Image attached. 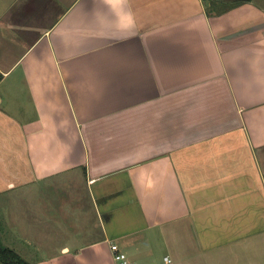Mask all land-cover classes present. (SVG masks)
Listing matches in <instances>:
<instances>
[{
  "label": "crops",
  "instance_id": "1",
  "mask_svg": "<svg viewBox=\"0 0 264 264\" xmlns=\"http://www.w3.org/2000/svg\"><path fill=\"white\" fill-rule=\"evenodd\" d=\"M0 75L26 263L264 264V0H14Z\"/></svg>",
  "mask_w": 264,
  "mask_h": 264
},
{
  "label": "trees",
  "instance_id": "2",
  "mask_svg": "<svg viewBox=\"0 0 264 264\" xmlns=\"http://www.w3.org/2000/svg\"><path fill=\"white\" fill-rule=\"evenodd\" d=\"M3 75H0L2 80ZM0 262L2 264H28L14 250L6 247L0 238Z\"/></svg>",
  "mask_w": 264,
  "mask_h": 264
},
{
  "label": "built area",
  "instance_id": "3",
  "mask_svg": "<svg viewBox=\"0 0 264 264\" xmlns=\"http://www.w3.org/2000/svg\"><path fill=\"white\" fill-rule=\"evenodd\" d=\"M111 250L114 255V259L118 264H130V261L125 253H123L120 249V247L117 244H112ZM166 260L169 262V264H172L173 261L170 257H165L164 264H166Z\"/></svg>",
  "mask_w": 264,
  "mask_h": 264
},
{
  "label": "clouds",
  "instance_id": "4",
  "mask_svg": "<svg viewBox=\"0 0 264 264\" xmlns=\"http://www.w3.org/2000/svg\"><path fill=\"white\" fill-rule=\"evenodd\" d=\"M105 3L109 5L120 4L123 6L127 4V0H105ZM126 20L129 25L134 23V17L130 11L126 13ZM166 264H169L167 260H166Z\"/></svg>",
  "mask_w": 264,
  "mask_h": 264
},
{
  "label": "rangeland",
  "instance_id": "5",
  "mask_svg": "<svg viewBox=\"0 0 264 264\" xmlns=\"http://www.w3.org/2000/svg\"><path fill=\"white\" fill-rule=\"evenodd\" d=\"M14 0H0V12L6 9Z\"/></svg>",
  "mask_w": 264,
  "mask_h": 264
}]
</instances>
